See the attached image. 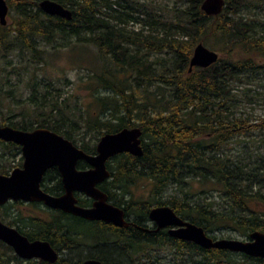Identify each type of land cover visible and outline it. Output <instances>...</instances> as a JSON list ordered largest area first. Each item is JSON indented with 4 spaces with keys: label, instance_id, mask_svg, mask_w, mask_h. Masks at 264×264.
I'll return each mask as SVG.
<instances>
[{
    "label": "trees",
    "instance_id": "trees-1",
    "mask_svg": "<svg viewBox=\"0 0 264 264\" xmlns=\"http://www.w3.org/2000/svg\"><path fill=\"white\" fill-rule=\"evenodd\" d=\"M39 1L11 0L7 5L16 20L11 27L0 24V115L19 108L0 116V125L46 128L88 154L96 152L95 141L105 133L141 130L142 155L112 156L110 176L100 186L126 214L138 209L131 214L138 226L74 216L61 222L69 224L73 240L82 235L81 242L100 249L88 258L104 264H163L168 250L173 264H264L263 257L172 237L166 228H139L149 224L151 208L166 205L213 238L210 233L222 228L246 239L253 231L264 232V153L259 149L264 118L241 114L234 92L235 83L250 85L264 76V26L246 16L261 7V0H223L217 15L201 10L203 0H173L169 6L156 0H53L71 10L70 20L42 11ZM209 36L219 42L217 61L189 71L193 48L205 45ZM61 43L96 50L97 63L89 61L87 79L77 86L85 95L65 92L66 77L47 76L45 46L56 52ZM15 116L20 118L10 121ZM87 134L93 142L85 140ZM255 134L263 135L258 137L262 145L253 151L248 146L245 163L227 152L228 143L242 137L256 141ZM4 169L1 165L0 172ZM191 179L213 183L219 200H195L184 190ZM139 180L152 182L142 203L130 199V188ZM89 201L81 198L83 204Z\"/></svg>",
    "mask_w": 264,
    "mask_h": 264
},
{
    "label": "water",
    "instance_id": "water-1",
    "mask_svg": "<svg viewBox=\"0 0 264 264\" xmlns=\"http://www.w3.org/2000/svg\"><path fill=\"white\" fill-rule=\"evenodd\" d=\"M42 11L58 15L67 20L72 17L69 8L53 0H41ZM223 0H203L201 10L208 15H217L223 9ZM8 5L0 0V24L7 23ZM219 53L209 49L202 42L193 48L189 60L192 67H208L215 63ZM0 139L21 145L24 155L22 169L12 171L10 176L0 175V203L7 198L43 200L46 205L61 209L89 220H103L117 226H127L123 210L106 202L107 196L96 184L109 176L106 166L112 156L127 152L141 156V130L139 127L122 128L114 133L103 134L97 144L95 154H87L62 135L46 128L22 131L9 125H0ZM83 160L91 168L77 170L76 162ZM57 166L65 186V193L52 197L39 190V181L46 168ZM82 192L95 199L92 207L76 205L73 192ZM148 218L156 225V230L166 228L170 236L193 242L204 248L226 249L253 257L264 258V232L253 231L247 239L213 238L201 226L182 219L169 206H155L150 209ZM0 223V239L8 242L20 256L43 257L53 260L55 252L46 242L29 243L25 238L14 235L13 231ZM11 234V235H10ZM14 239V241H13ZM42 254H48L49 257ZM83 264H102L97 260H87Z\"/></svg>",
    "mask_w": 264,
    "mask_h": 264
},
{
    "label": "flooded vegetation",
    "instance_id": "flooded-vegetation-1",
    "mask_svg": "<svg viewBox=\"0 0 264 264\" xmlns=\"http://www.w3.org/2000/svg\"><path fill=\"white\" fill-rule=\"evenodd\" d=\"M34 129L22 130V131H32ZM0 145L3 146L5 149L2 152H0V161H3L6 164L3 165L5 169L0 172V175L10 176L12 171L23 168L24 155L22 152V147L21 145L16 144L14 142L4 141L1 139H0ZM80 161L83 160H78L76 162L77 170H88L91 168V166L86 164L84 161L83 162L85 163L86 166L79 168L77 165L78 162ZM107 162H106V166H107ZM109 176H110V171H109ZM109 176L107 178H109ZM107 178L97 183L95 185L96 188H98L100 191L106 194L107 203L119 207L120 209L123 210L124 220L130 223L127 226L129 225L138 226L133 222V220L136 219V217H133L131 213L126 214L123 207L113 204V202L109 200L107 193H105L101 189L100 187L101 184L105 180H107ZM38 187L39 190L42 191L44 194H47L52 197H60L65 193V186L62 181L61 173L57 166L54 165L49 166L44 170L40 178ZM73 195L77 199L76 205L81 207H92L93 203L95 202V199L86 196L82 192L74 191ZM84 197L85 199L90 200L89 202H87V204L81 203V198ZM19 205L39 206L45 210L46 214L44 217H37V218L29 217L23 213L22 211L23 209L19 208L18 207ZM73 216L89 222H105L117 226L112 222H106L103 220H89L82 218L80 216H76L72 213L63 211L61 209L52 208L46 205V203L43 200L30 201L21 198H17V199H13L11 197L7 198L3 203H0V223L8 227L10 230H12L14 235L17 234L25 238L29 243L46 242L49 245V247L55 252L56 257L53 260H49L47 258H43L40 256L39 257L20 256L19 254L16 253L12 245L0 239V246H2L4 249V251L0 255V264H83L85 261L93 260V259L104 264L101 260L97 258H88V255L90 254L93 255L99 254L100 249H97L95 245H90L81 242L80 240L82 235L77 236V238L73 240L72 236L70 235L73 234V231L71 228H68L69 224L61 223L64 220L67 221V219H70ZM58 223H60L61 225H59ZM127 226H119V227H127ZM154 226L155 228H153ZM139 228L145 231H157L156 225L154 224V222H151L150 220H149V224L143 223V226H140ZM84 248H88V252H86L85 255L78 254ZM42 255L49 257L48 254H42ZM73 255H75L76 257H73Z\"/></svg>",
    "mask_w": 264,
    "mask_h": 264
},
{
    "label": "rangeland",
    "instance_id": "rangeland-1",
    "mask_svg": "<svg viewBox=\"0 0 264 264\" xmlns=\"http://www.w3.org/2000/svg\"><path fill=\"white\" fill-rule=\"evenodd\" d=\"M8 4H10L11 0H6ZM157 3L162 4L165 3L166 5H172L173 0H156ZM259 4L261 7L259 9H253L246 13V16L248 17H254L259 25L262 24L264 26V0L259 1ZM7 27H11L13 22L16 20L15 12L8 7V13H7ZM59 46V50L56 52H53V50L50 49V46H45V48L49 51L47 59V76L50 77H59L64 78L66 77L69 81L67 84H62V89L65 92H77L80 95H85L86 91L81 90L77 88V86L82 85V81H86L87 79V70L85 69V66H88L89 61H94L97 63L96 59V50L93 46L88 45H79L74 44V46H68L66 47L64 44H57ZM65 46V47H64ZM205 46L215 50L219 53V42L217 39H215L213 36H209L207 38V42L205 43ZM13 62H17V56H13L11 58ZM0 63H4V61L0 60ZM84 65V66H83ZM9 68V67H8ZM24 79L27 78V75L25 76L24 70L21 71ZM42 73L41 71H38L37 74ZM43 74V73H42ZM13 79V76H11ZM16 82V81H15ZM22 85V84H21ZM24 87V86H23ZM23 89V88H22ZM250 89L251 91H247ZM234 92L236 93V97L238 98V111L244 113L245 115H248L250 118H253L254 120H258L259 118H264V76L263 79L260 80L257 83L253 84H240L235 83ZM249 92L250 95L248 98L244 97V93ZM86 101L88 100L85 97ZM252 99V100H251ZM14 112H19V108H12L10 112L4 111V113L0 116L8 117ZM20 118V116H15V118L10 119V121H16ZM1 119V118H0ZM1 122V121H0ZM7 122V121H6ZM6 125V124H5ZM90 135H85V140H89ZM92 137V135H91ZM263 138L262 134H255L254 138H257L256 141H251V138L249 140L247 138H237L233 140L231 143L227 144V152L231 153L233 156H239L240 159L242 157L244 158L245 163L247 161V150L248 146L250 145L251 150H256L259 148V146L262 145V142H259V138ZM90 143L93 142V139L89 140ZM97 141H95L96 145ZM244 146V147H243ZM243 147V149H242ZM264 153V147L259 148ZM4 149L3 146L0 145V152H2ZM259 150V151H260ZM6 165L3 161H0V166ZM152 188V182L149 180H139L136 183L133 184L130 188V199L133 202H139L142 203V201H145L148 199V196L150 194ZM189 194L193 195V198L195 200H206L207 197L209 200L218 199V190L213 185V183H202L199 182L197 179H191L189 180V184L184 189ZM174 190L170 189L166 192H164V196H167L168 194L172 193ZM201 191H206L205 193H201ZM19 208H22L23 213L29 217H44L46 212L44 209H42L39 206H32V205H19ZM138 209L134 208L132 209L131 214L135 215L138 214ZM211 235H214L216 238H236V239H246L245 236L241 235L239 232L222 228L220 231L215 233H210ZM4 251L3 247L0 246V255ZM90 251V250H89ZM86 252H88V248H84L81 250L78 254L85 255ZM165 254L167 255L165 257V260L163 261V264H173L171 261L172 257L170 255V252L166 250ZM73 257H76L73 255Z\"/></svg>",
    "mask_w": 264,
    "mask_h": 264
}]
</instances>
